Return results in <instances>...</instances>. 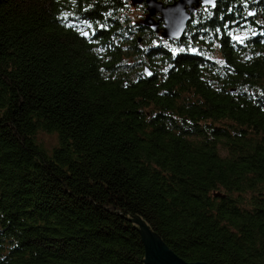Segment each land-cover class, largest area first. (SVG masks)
I'll use <instances>...</instances> for the list:
<instances>
[{"label": "trees", "instance_id": "trees-1", "mask_svg": "<svg viewBox=\"0 0 264 264\" xmlns=\"http://www.w3.org/2000/svg\"><path fill=\"white\" fill-rule=\"evenodd\" d=\"M145 11L0 0V264H264V0Z\"/></svg>", "mask_w": 264, "mask_h": 264}, {"label": "water", "instance_id": "water-1", "mask_svg": "<svg viewBox=\"0 0 264 264\" xmlns=\"http://www.w3.org/2000/svg\"><path fill=\"white\" fill-rule=\"evenodd\" d=\"M146 4V13L137 19V25L146 26L170 40L179 38L186 27L190 15L202 6H215L217 0H174L164 4L161 0H132L133 3ZM176 13V14H175ZM157 15V19L155 16ZM175 16V19L173 18ZM163 24L160 26V22ZM142 241L146 249V262L149 264H206L202 261L188 262L175 254L159 237L154 236L148 227L140 222Z\"/></svg>", "mask_w": 264, "mask_h": 264}, {"label": "rangeland", "instance_id": "rangeland-1", "mask_svg": "<svg viewBox=\"0 0 264 264\" xmlns=\"http://www.w3.org/2000/svg\"><path fill=\"white\" fill-rule=\"evenodd\" d=\"M41 138L46 146H52L56 142V137L54 134H42Z\"/></svg>", "mask_w": 264, "mask_h": 264}, {"label": "flooded vegetation", "instance_id": "flooded-vegetation-1", "mask_svg": "<svg viewBox=\"0 0 264 264\" xmlns=\"http://www.w3.org/2000/svg\"><path fill=\"white\" fill-rule=\"evenodd\" d=\"M164 4H168V3H172L174 0H172V1H169V2H165L164 0H161ZM144 4H145V2H144ZM145 7H146V4H145ZM147 11V10H146ZM146 11H145V13H146ZM144 13V14H145ZM144 14H142V16L141 17H143L144 16ZM140 17V18H141ZM155 19H157V15L155 16ZM163 24V21H161L160 22V26ZM146 27V26H145ZM148 28V27H147ZM159 34V33H158ZM165 38V37H164ZM167 40H170V39H168V38H166Z\"/></svg>", "mask_w": 264, "mask_h": 264}, {"label": "snow or ice", "instance_id": "snow-or-ice-1", "mask_svg": "<svg viewBox=\"0 0 264 264\" xmlns=\"http://www.w3.org/2000/svg\"><path fill=\"white\" fill-rule=\"evenodd\" d=\"M251 14V13H250ZM82 35H87V33H81Z\"/></svg>", "mask_w": 264, "mask_h": 264}, {"label": "bare ground", "instance_id": "bare-ground-1", "mask_svg": "<svg viewBox=\"0 0 264 264\" xmlns=\"http://www.w3.org/2000/svg\"><path fill=\"white\" fill-rule=\"evenodd\" d=\"M176 14V13H175ZM172 19H175V16L173 15V18Z\"/></svg>", "mask_w": 264, "mask_h": 264}]
</instances>
